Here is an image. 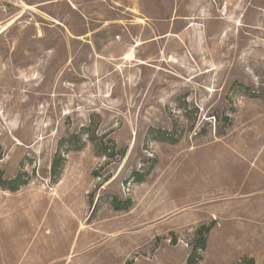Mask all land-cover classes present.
Instances as JSON below:
<instances>
[{"label":"rangeland","instance_id":"obj_1","mask_svg":"<svg viewBox=\"0 0 264 264\" xmlns=\"http://www.w3.org/2000/svg\"><path fill=\"white\" fill-rule=\"evenodd\" d=\"M15 18L0 264H264V0H0Z\"/></svg>","mask_w":264,"mask_h":264},{"label":"trees","instance_id":"obj_2","mask_svg":"<svg viewBox=\"0 0 264 264\" xmlns=\"http://www.w3.org/2000/svg\"><path fill=\"white\" fill-rule=\"evenodd\" d=\"M0 159H1V154H0ZM56 164L57 161L54 160L51 166L52 168L51 170L53 174H55V169L57 166ZM4 186H6V188L11 192L16 191L19 188V184H17V180L7 181V182L0 180V187H4ZM129 205H130L129 201H127L126 203H118L117 201H113V207L116 211H120V210L126 211L129 208ZM208 231L209 229L202 230L201 232L199 231V240L196 243L195 250L205 249L206 241L204 239V236L208 233ZM194 262H195L194 256H189L186 260V264H194ZM249 264H252V262L250 261Z\"/></svg>","mask_w":264,"mask_h":264},{"label":"bare ground","instance_id":"obj_3","mask_svg":"<svg viewBox=\"0 0 264 264\" xmlns=\"http://www.w3.org/2000/svg\"><path fill=\"white\" fill-rule=\"evenodd\" d=\"M23 4V3H22ZM23 7L25 8V9H28V7L25 5V4H23ZM17 20V18H15V19H12L7 25H5L1 30H0V33L3 31V30H5V28H6V26H8V25H11V24H13L15 21ZM240 24H238V26H239ZM140 44H137V46H139ZM126 60H130V55L128 54V55H126V58H125Z\"/></svg>","mask_w":264,"mask_h":264},{"label":"built area","instance_id":"obj_4","mask_svg":"<svg viewBox=\"0 0 264 264\" xmlns=\"http://www.w3.org/2000/svg\"><path fill=\"white\" fill-rule=\"evenodd\" d=\"M4 8V5H1Z\"/></svg>","mask_w":264,"mask_h":264}]
</instances>
